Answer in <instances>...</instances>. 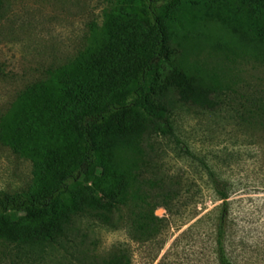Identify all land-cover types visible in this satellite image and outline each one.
I'll use <instances>...</instances> for the list:
<instances>
[{"label":"trees","instance_id":"16d2710c","mask_svg":"<svg viewBox=\"0 0 264 264\" xmlns=\"http://www.w3.org/2000/svg\"><path fill=\"white\" fill-rule=\"evenodd\" d=\"M118 2L122 18L130 16L123 25L94 29L86 54L27 88L0 118V142L34 167L29 192H0V256L12 246H54L84 214L110 224L139 197L145 142L174 134L172 111L222 105L221 77L193 61L197 51H251L264 60V0ZM216 29L232 42L216 43ZM206 168L223 201L219 264H234L225 247L228 185ZM100 264L130 262L114 254Z\"/></svg>","mask_w":264,"mask_h":264},{"label":"rangeland","instance_id":"374dc122","mask_svg":"<svg viewBox=\"0 0 264 264\" xmlns=\"http://www.w3.org/2000/svg\"><path fill=\"white\" fill-rule=\"evenodd\" d=\"M129 18H122L118 0H3L0 118L27 88L86 54L94 29ZM216 31V43L232 42ZM193 61L221 77L222 105L172 111L174 134L145 142L147 182L139 197L119 206L110 224L84 214L58 244L12 246L0 264H100L114 254L130 264H219L223 201L206 166L228 185L229 259L264 264V60L251 51L235 56L205 49ZM33 185V163L0 142V192H29Z\"/></svg>","mask_w":264,"mask_h":264}]
</instances>
